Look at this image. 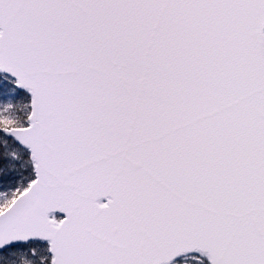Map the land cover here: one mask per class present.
<instances>
[{
  "label": "snow or ice",
  "instance_id": "1",
  "mask_svg": "<svg viewBox=\"0 0 264 264\" xmlns=\"http://www.w3.org/2000/svg\"><path fill=\"white\" fill-rule=\"evenodd\" d=\"M0 264H264V0H0Z\"/></svg>",
  "mask_w": 264,
  "mask_h": 264
}]
</instances>
